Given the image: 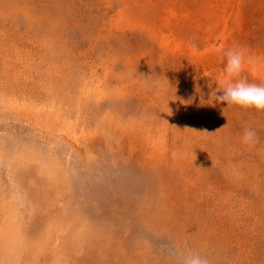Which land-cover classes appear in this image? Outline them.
<instances>
[{"label": "rangeland", "instance_id": "374dc122", "mask_svg": "<svg viewBox=\"0 0 264 264\" xmlns=\"http://www.w3.org/2000/svg\"><path fill=\"white\" fill-rule=\"evenodd\" d=\"M238 79L264 0H0V264H264V112L210 96Z\"/></svg>", "mask_w": 264, "mask_h": 264}, {"label": "clouds", "instance_id": "9594fccd", "mask_svg": "<svg viewBox=\"0 0 264 264\" xmlns=\"http://www.w3.org/2000/svg\"><path fill=\"white\" fill-rule=\"evenodd\" d=\"M244 60L245 53L240 48H234L227 52L225 73L228 78L239 76L243 68ZM210 96L215 97L216 103L213 106L216 104L226 105V107L222 109L223 113L227 109L233 107L254 109L257 112H264V85L248 83L244 79H238L234 83H229L227 86L223 87L222 91L215 88L210 91ZM227 126L228 123L218 131L223 130ZM256 140L257 134L254 130H244L242 136L243 144L252 145ZM182 264H208V261L198 253H189L183 257Z\"/></svg>", "mask_w": 264, "mask_h": 264}]
</instances>
